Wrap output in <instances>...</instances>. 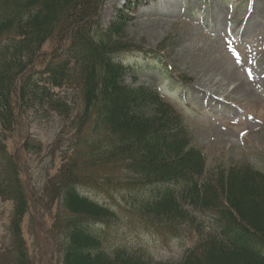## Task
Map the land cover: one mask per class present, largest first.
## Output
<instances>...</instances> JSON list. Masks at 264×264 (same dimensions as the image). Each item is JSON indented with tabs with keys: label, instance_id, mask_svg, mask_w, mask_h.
I'll return each mask as SVG.
<instances>
[{
	"label": "trees",
	"instance_id": "16d2710c",
	"mask_svg": "<svg viewBox=\"0 0 264 264\" xmlns=\"http://www.w3.org/2000/svg\"><path fill=\"white\" fill-rule=\"evenodd\" d=\"M145 1L127 0L103 24L104 0H0V195L14 204V264H28L20 245L28 193L5 140L28 110L70 117L75 109L55 90L63 87L76 89L81 136L52 197L60 264H264V173L245 163L207 171L182 114L155 86L124 80L122 59L141 49L123 35L126 15ZM22 148L41 146L27 139ZM135 231L165 244L194 232V246L157 260L120 239Z\"/></svg>",
	"mask_w": 264,
	"mask_h": 264
},
{
	"label": "rangeland",
	"instance_id": "374dc122",
	"mask_svg": "<svg viewBox=\"0 0 264 264\" xmlns=\"http://www.w3.org/2000/svg\"><path fill=\"white\" fill-rule=\"evenodd\" d=\"M198 2L207 3V10L195 21L190 13L192 7L201 9ZM122 3V0H104L100 7L103 24L114 20L116 8ZM258 18H264V0H231L230 5L221 0H151L148 5H140L124 27L126 41L141 47L137 52L143 49L142 53L131 52L122 59L136 68L126 72L125 82L155 84L177 108L179 105L183 108L189 115L192 144L203 152L207 171L245 163L264 173V43L261 52L254 56L257 59L251 60L249 52L246 57L236 53L234 42L227 43L225 50L221 38L226 32L231 36L251 35L264 42V24L259 25ZM51 48L48 42L43 50L47 53ZM136 60H141L142 76L134 75L138 70L133 65ZM171 73L191 78L192 84L183 89ZM55 90L66 95L67 102L75 109L70 117L47 112L39 118L33 110H28L22 119L18 118L14 131L5 140L7 152L18 159L20 178L28 193L20 241L27 252L28 264H60L62 259V231L55 228L59 205L52 197L57 190L55 182L61 162L73 156L75 146H70V141L81 135L73 126L74 113L78 110L76 89ZM218 98L246 107L245 118L233 124L230 119H221L224 113L208 109L211 120L194 119L191 106L199 110L208 100ZM27 139L41 149L24 150L22 143ZM13 205L0 195L2 264H14L10 257L16 246L10 230ZM185 234L184 238H173L167 244L140 232L123 234L120 239L130 246L143 245L157 260H178L194 245L195 235L189 234L195 233L185 231Z\"/></svg>",
	"mask_w": 264,
	"mask_h": 264
},
{
	"label": "snow or ice",
	"instance_id": "6c2138e0",
	"mask_svg": "<svg viewBox=\"0 0 264 264\" xmlns=\"http://www.w3.org/2000/svg\"><path fill=\"white\" fill-rule=\"evenodd\" d=\"M239 62V60H237V63Z\"/></svg>",
	"mask_w": 264,
	"mask_h": 264
}]
</instances>
